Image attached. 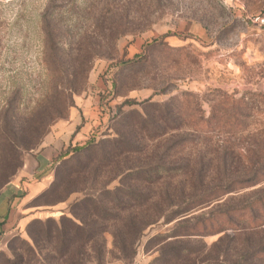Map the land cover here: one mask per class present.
I'll use <instances>...</instances> for the list:
<instances>
[{
    "label": "rangeland",
    "instance_id": "rangeland-1",
    "mask_svg": "<svg viewBox=\"0 0 264 264\" xmlns=\"http://www.w3.org/2000/svg\"><path fill=\"white\" fill-rule=\"evenodd\" d=\"M262 13L264 0H0V193L26 155H54L0 264H264V181L172 220L264 161V27L247 20ZM186 218L195 236L167 239Z\"/></svg>",
    "mask_w": 264,
    "mask_h": 264
},
{
    "label": "trees",
    "instance_id": "trees-1",
    "mask_svg": "<svg viewBox=\"0 0 264 264\" xmlns=\"http://www.w3.org/2000/svg\"><path fill=\"white\" fill-rule=\"evenodd\" d=\"M43 19H45V16L43 17ZM44 22H46V21L44 20ZM44 30L47 33V37L50 39L51 38L50 29L46 28ZM84 150H85V148H77V149H75L73 154L74 155H79V154L83 153ZM71 154L72 153H69V152H67L65 154H62L60 159L61 160L65 159V158H67L68 155H71ZM227 164H228L227 159H224V165L226 166ZM164 170H166V172L172 171L171 169H164ZM247 170L248 171H247V175L246 176L235 178V179H232V180L228 179L224 183H221V184H219L217 186L212 187L210 189V191H206V192L202 193L203 196L201 197L200 200L198 199L193 205L191 204V206L189 208H186L185 211L176 214L175 218H173L172 220L176 219V217L181 216L182 214H188L193 209H195L197 207H200V206H203L206 203H210V202L215 201V200H217V199H219L221 197H224V196L234 192L237 189L250 188V187L256 186L259 183H261L262 181H264V177H261V178L259 177L260 174L262 172H264V161H263V159L261 157L258 158V159H255L254 163H249V165L247 167ZM263 202H264V197L262 199H257L256 201H254L251 204V206H254V204L263 203ZM195 219H197V218H186V219L178 221L177 224L175 225L174 229L172 230L171 234L169 235V237L167 239L179 240L180 238H186V237L195 236L194 233L196 232V229H195L196 228V224L193 225V226L189 224L190 222L194 221ZM171 221H169V222H171ZM40 223H41V225L48 226L49 221L45 222V223H42V222H40ZM52 223L55 224L54 222H52ZM33 224H35V222H32L31 224H29L30 226L29 225L28 226L31 227ZM56 225L57 224H55V226ZM73 227L76 229V235L77 236L82 234L83 232H85L83 227L82 226H78L76 223L73 224ZM61 228L62 227H58V225L56 226L57 236L59 237V240H60V243H61V245H59L56 250H57V253H59L61 257H64L65 254H66L65 253L66 252V248L69 245H66V242H67L68 239L66 238L65 233L61 230ZM17 237H15L12 240L11 249L13 247V242H14V240ZM167 247H169V245H167L166 248ZM166 248H164V249H166ZM164 249L162 250L163 254L164 255L168 254V253H166V251ZM169 250H170V253L171 252L172 253L173 252H177V253H174V255H173V258H175V259L177 258V261H180L181 259H179L180 257L178 255H176V254L185 255V253H189V248H187L186 246H177V247H174L173 249H169ZM254 256H256V255H253L252 257H254ZM8 259L12 260V257H9ZM184 260H187L189 262L190 258L188 256H186ZM214 264H223V261H220V262H217V263H214Z\"/></svg>",
    "mask_w": 264,
    "mask_h": 264
},
{
    "label": "crops",
    "instance_id": "crops-1",
    "mask_svg": "<svg viewBox=\"0 0 264 264\" xmlns=\"http://www.w3.org/2000/svg\"><path fill=\"white\" fill-rule=\"evenodd\" d=\"M79 125V124H78ZM68 129V137L71 138L73 129L71 124ZM52 151L36 155H26L24 159V171L17 181H12L0 193V255L12 256V240L20 235V229L26 226L30 220V214L22 207L23 194L36 193L39 188L31 179L36 174H45L51 166Z\"/></svg>",
    "mask_w": 264,
    "mask_h": 264
},
{
    "label": "built area",
    "instance_id": "built-area-1",
    "mask_svg": "<svg viewBox=\"0 0 264 264\" xmlns=\"http://www.w3.org/2000/svg\"><path fill=\"white\" fill-rule=\"evenodd\" d=\"M253 25L264 27V13L247 18Z\"/></svg>",
    "mask_w": 264,
    "mask_h": 264
}]
</instances>
